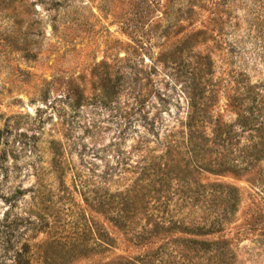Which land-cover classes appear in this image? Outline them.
Masks as SVG:
<instances>
[{
	"label": "trees",
	"instance_id": "obj_1",
	"mask_svg": "<svg viewBox=\"0 0 264 264\" xmlns=\"http://www.w3.org/2000/svg\"><path fill=\"white\" fill-rule=\"evenodd\" d=\"M155 23L157 58H193L182 113L146 117L128 149L103 150L100 169L73 167L66 146L47 141L65 200L69 175L84 203L80 231L25 245L0 264H74L119 243L132 251L99 264H237L235 247L245 239L264 251V80L248 73L264 65V0H165ZM147 35L133 50L153 48ZM213 52L221 61L215 78ZM225 175L246 177L252 188L241 218V191Z\"/></svg>",
	"mask_w": 264,
	"mask_h": 264
},
{
	"label": "rangeland",
	"instance_id": "obj_2",
	"mask_svg": "<svg viewBox=\"0 0 264 264\" xmlns=\"http://www.w3.org/2000/svg\"><path fill=\"white\" fill-rule=\"evenodd\" d=\"M145 1L0 0V259L10 262L25 245L80 231L77 210L84 203L69 175L65 200L50 171L47 141H61L73 167L87 171L96 162L100 169L103 150L110 154L119 143L128 149L146 117L182 113L186 66L193 58H157L158 30L152 26L165 0H153L148 10ZM143 33L153 48L133 50ZM194 50L207 52L202 45ZM125 57L132 62L125 64ZM212 59L215 78L221 72L218 52ZM248 70L251 81L264 80L263 64ZM221 180L239 187L241 218L250 184L246 177ZM126 249L119 243L74 264L110 261L132 251ZM235 250L237 264H264V251L248 239Z\"/></svg>",
	"mask_w": 264,
	"mask_h": 264
}]
</instances>
